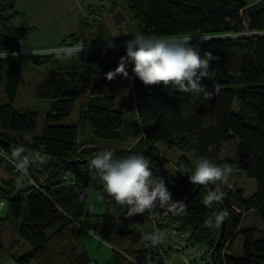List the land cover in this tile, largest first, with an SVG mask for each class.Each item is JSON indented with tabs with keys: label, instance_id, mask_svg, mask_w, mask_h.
Here are the masks:
<instances>
[{
	"label": "trees",
	"instance_id": "trees-1",
	"mask_svg": "<svg viewBox=\"0 0 264 264\" xmlns=\"http://www.w3.org/2000/svg\"><path fill=\"white\" fill-rule=\"evenodd\" d=\"M108 2L106 6L98 2L87 5L76 30L54 45L98 47L81 49L70 60L61 61L53 54L21 53L34 49L25 44L34 28L16 8L15 0H0V51H8L5 60H0V167L9 176L0 180V199H7L17 234L30 244L22 254L10 253L2 243L0 226V260L95 264L87 252L85 233L111 248L115 264H146L150 253L160 255L157 246L143 239V233L154 232L147 212L126 217L119 206L108 201L103 185L96 183L104 211L95 213L86 200L83 174L93 169L89 162H72L114 148L117 156H147L165 179L174 201H182L197 186L177 170L200 157L229 164L232 172L242 171L253 179L255 190L249 196L235 185L222 186L220 191L226 194L222 206L228 216L223 241L212 257L217 264H264V238H255V227L242 226L247 211H256L264 221V34H248L264 30V0L251 4L247 0ZM119 5L135 26L130 37L113 36L107 27L106 15ZM140 33L172 40L191 37L189 43L199 47L201 56L211 52L216 57L210 62L214 78H202L201 83L213 96L194 97L161 84L145 86L131 78V65L130 78L117 75L107 80L106 73L125 54L126 41ZM30 62L46 65L43 75L31 85L34 101L50 100L40 130L39 112L15 105L22 73L32 70ZM81 83L88 95L79 107L78 123H65ZM118 87L133 91V102L123 108L113 91ZM84 130L91 139L82 144L79 134ZM101 139L106 142L101 144ZM225 143L233 144L231 155L236 158L222 154ZM21 145L25 155L35 157L23 172L12 157ZM172 152L177 156L170 161ZM67 171H71L69 176ZM211 191L207 184L201 185L174 212L156 210L189 232L190 246L205 245L206 264H211L210 253L221 227V223L205 224L220 212L218 203L204 204ZM239 235L241 253L234 255L231 251ZM190 264H195L194 260Z\"/></svg>",
	"mask_w": 264,
	"mask_h": 264
},
{
	"label": "clouds",
	"instance_id": "clouds-1",
	"mask_svg": "<svg viewBox=\"0 0 264 264\" xmlns=\"http://www.w3.org/2000/svg\"><path fill=\"white\" fill-rule=\"evenodd\" d=\"M190 38L172 40L157 36L147 38L142 33L136 34L126 41L125 54L119 58L117 66L106 73V79L112 80L117 75L130 78L128 68L131 65V78L139 80L145 86L161 84L174 92H183L194 97L205 95L209 99L213 92L201 80L214 78L210 62L216 57L209 51L201 56L199 47L189 43ZM108 47H113L110 40ZM80 52L81 49L77 48L57 47L32 53L53 54L58 60L68 61ZM7 56L6 49L0 51V60H5ZM12 157L21 172L29 168L35 159L24 154L23 145L14 149ZM89 165L102 181L108 201L119 206L126 217L144 214L157 208L174 212L175 206L182 203L172 199L165 179L153 174L150 159L142 153L117 156L114 148H103L91 158ZM177 171L187 174L192 185H205L227 183L232 167L200 157L191 166L185 165ZM225 195L223 191L213 190L205 197L204 204L211 206L222 203ZM227 216L226 211L218 212L215 217L206 220L205 224L207 227L218 226ZM142 235L152 247L162 244L166 239V233L160 231Z\"/></svg>",
	"mask_w": 264,
	"mask_h": 264
},
{
	"label": "rangeland",
	"instance_id": "rangeland-1",
	"mask_svg": "<svg viewBox=\"0 0 264 264\" xmlns=\"http://www.w3.org/2000/svg\"><path fill=\"white\" fill-rule=\"evenodd\" d=\"M38 1L40 2L41 0ZM99 1L100 0L98 1L79 0V2H81L82 5V7L79 6V11L82 12V8L94 2H98L99 4L100 3L105 4V6L110 4L108 0H102V2ZM115 1L117 4L120 2V0H115ZM247 1L248 3L251 4L254 3L255 0H247ZM50 2H52V0H48V3ZM106 18L112 27L111 30L116 35L118 34V31H121L122 33V35H120L121 38L123 37L126 38V36L130 37L131 33L133 34V30L135 29V26L128 21L120 5L115 9L113 13L108 14ZM113 18H120L118 23L116 24L118 26V28L116 29L113 26ZM39 31H41V29H39ZM114 33L112 34L115 35ZM130 39H132V37ZM57 44L53 43V44L32 45V46H34V48H43V46L49 47ZM45 66L46 65L35 66L31 62L30 64H28V67H30L32 70L25 69L24 72L22 73V77L19 83L18 92L15 100L16 106L19 105L25 108L37 110L39 112L38 127H37L38 130L41 129L44 118V110L48 106L50 100L34 101L31 96V85L34 82V80H37L39 77L43 75V73L45 72ZM78 89L79 92L74 105V109L72 113L65 119V123H78L79 107L87 100L88 92H87V88H85V85L83 83L79 84ZM113 91L116 94L118 105L121 108L133 102V91L131 90V88L118 87V88H113ZM125 117L126 118L129 117V114L125 113ZM87 139L88 140L91 139L90 133L87 130L81 131L79 134L80 143L83 144ZM100 142L102 144L106 142V140L101 139ZM232 146L233 144L231 143L223 144L222 154L231 155ZM176 156L177 155L175 154V152L168 154V157L171 159L170 161H173ZM230 157L236 158L235 155H231ZM70 173L71 171H67L66 176H69ZM8 177L9 176L4 171V169L0 167V180L7 179ZM83 178L86 184L87 202L91 204L95 213H102L104 211L103 202L98 192V189L94 185V183L103 185L102 181L99 179L98 174L95 170H91L90 172H84ZM224 185H235L236 187H240L243 189L244 194L247 196L250 195L255 190V181L251 178H248L242 171L232 172L227 183L217 182L216 184L217 190H222V186ZM0 218H2V220H0V226L2 227V230L7 231L6 233H8L9 235L8 237L11 238L14 237L16 232L13 230L14 227L16 226V219H13L12 216H10L9 214L7 199H0ZM243 218L244 219L242 226L255 227L256 229L255 238H264V221L258 218L256 211H252V212L247 211L246 213H244ZM83 239L87 248V252L91 257V259L95 261V264H115L113 251L108 245H106L104 242H101L96 237L92 236L90 233L89 234L85 233ZM15 242L12 244V246L14 247H16ZM23 242H24L23 240H19L18 244H21ZM241 242H242V238L239 235L235 240V246L231 251L232 254L239 255L241 253ZM12 246L7 248L8 251L10 253H14V252L17 253V251ZM195 248L202 249L205 248V245L197 244ZM23 252L24 251L19 252L18 254H22ZM191 252L192 251L187 250L184 251L183 254H185L189 259H191ZM180 257H181L180 253L175 254L174 256L169 257V259L165 262L162 256H160L159 254L150 253L147 257V262L148 264H184L181 261ZM0 264H35V262L31 260L27 263H18L13 260H4L2 258L0 260Z\"/></svg>",
	"mask_w": 264,
	"mask_h": 264
},
{
	"label": "crops",
	"instance_id": "crops-1",
	"mask_svg": "<svg viewBox=\"0 0 264 264\" xmlns=\"http://www.w3.org/2000/svg\"><path fill=\"white\" fill-rule=\"evenodd\" d=\"M15 5L19 10H22L25 13L27 24L34 28L33 32L25 41V44L31 48H34L32 45L59 43L66 34L76 30L78 18L86 13L87 8V6L82 8V12H80L79 6L82 7V5L79 0H52L50 3H48V0H41L40 2L38 0H15ZM119 19L120 18H113V26L115 29L118 28L116 24ZM106 24L108 29L114 33L111 30L112 27L107 18ZM39 29H41V31H39ZM120 35H122V33L121 31H118V34L113 36L120 37ZM13 231L16 232V226ZM6 232L7 231L2 230V243L8 248L16 241V247L12 246L17 251V253L14 252V254L29 249L30 244L26 241L18 244V241L22 239H20L17 232L15 234L16 237L14 236L12 238L8 237L9 235ZM146 264H148V262Z\"/></svg>",
	"mask_w": 264,
	"mask_h": 264
},
{
	"label": "built area",
	"instance_id": "built-area-1",
	"mask_svg": "<svg viewBox=\"0 0 264 264\" xmlns=\"http://www.w3.org/2000/svg\"><path fill=\"white\" fill-rule=\"evenodd\" d=\"M231 35V33H229ZM228 34V35H229ZM248 34H264V30H254L250 31ZM57 47H72L77 49H88L93 47H98V45H80V46H68V45H60V46H49L43 48H34L32 50L23 51L21 53H30L42 50V49H52ZM36 155L38 154L37 151L34 152ZM14 164V162H13ZM15 165V164H14ZM233 207V206H232ZM240 213V209H237L235 206L233 207ZM147 216L149 218V223L151 227L155 231H160L166 233V239L162 242V244L158 245L157 248L159 249L160 255L166 262L169 257L174 256L175 254H181V261L184 264H190L191 260H194L195 264H206V260L209 259L206 251L204 248L196 249L195 246H190L188 244V238L190 234L187 230L182 229L181 225L175 221H167L158 213L156 210L147 212ZM147 244V243H145ZM165 250H167L168 255L165 254ZM190 250L191 252V259H189L184 253V251ZM224 250L221 251V255Z\"/></svg>",
	"mask_w": 264,
	"mask_h": 264
},
{
	"label": "water",
	"instance_id": "water-1",
	"mask_svg": "<svg viewBox=\"0 0 264 264\" xmlns=\"http://www.w3.org/2000/svg\"><path fill=\"white\" fill-rule=\"evenodd\" d=\"M97 154L98 153H95V154H93V155H91V156H89V157H87L85 159L75 160L72 163L73 164H75V163L83 164V163L89 162L91 160V158H93ZM151 169H152L154 175L160 176L158 171L154 167L151 166ZM207 185L212 189V191L213 190H217V188H216V186L214 184H207ZM200 186L201 185H197L195 187V189L188 196H186L182 201H180L182 203L177 204L175 206V210L178 209L190 196H192L194 193H196V191L199 189ZM218 206H219L220 212L224 211L222 203H218ZM155 210H157L160 213H169L170 212V211H168L167 209H164V208H157ZM224 233H225V220L221 222L219 235H218V237H217V239L215 241L213 250L210 253V262H211V264H217L215 259L212 257V252H217L219 250L220 244L223 241Z\"/></svg>",
	"mask_w": 264,
	"mask_h": 264
}]
</instances>
